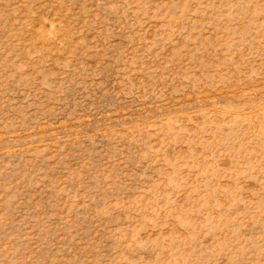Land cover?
<instances>
[{"label":"rangeland","instance_id":"rangeland-1","mask_svg":"<svg viewBox=\"0 0 264 264\" xmlns=\"http://www.w3.org/2000/svg\"><path fill=\"white\" fill-rule=\"evenodd\" d=\"M0 264H264V0H0Z\"/></svg>","mask_w":264,"mask_h":264}]
</instances>
